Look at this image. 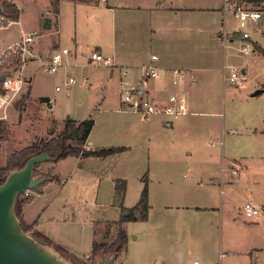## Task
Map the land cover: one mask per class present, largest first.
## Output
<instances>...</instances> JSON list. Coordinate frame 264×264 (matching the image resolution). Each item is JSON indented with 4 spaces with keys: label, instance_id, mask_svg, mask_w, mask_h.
<instances>
[{
    "label": "rangeland",
    "instance_id": "obj_1",
    "mask_svg": "<svg viewBox=\"0 0 264 264\" xmlns=\"http://www.w3.org/2000/svg\"><path fill=\"white\" fill-rule=\"evenodd\" d=\"M209 1L221 7L212 16L174 17L170 22L200 30L196 35L176 40L185 55H179L172 64L186 72L181 86L187 94L188 114L172 120L173 128L162 126L157 130V118L143 120L131 111L118 113V78L103 66L108 64L79 66L72 61L50 72L43 69L41 58H37L21 72L15 71L14 76L31 77V83L23 84L6 108V118L0 120L6 135L0 139V167L12 153L49 138L52 120L56 124L55 135L66 118L83 120L91 116L94 125L89 146L97 150L120 143L122 132L116 128L122 122L130 121L134 126L132 138H125L129 149L127 146L106 156H67L55 162L58 180L45 191V198L66 220L47 228L64 249L56 245L54 248L60 249L67 261L98 264L101 259L110 258L108 254L92 253L93 230L97 243L112 242L121 207L136 204L146 185V220L126 222L123 228L127 241L118 263L115 258L104 264H153L161 257L164 264H193L195 260L198 264H264V195L253 185L258 182L256 185L264 190V92L251 95L256 85L264 84V56L254 46L264 43V22L246 23L243 30L249 38L243 40L238 34L231 35L239 20L231 12L223 11L224 0ZM22 7L26 15L31 6ZM86 37L89 53L97 36L86 32ZM245 43L250 49L247 54L240 51ZM58 45L61 49L63 44ZM158 45L153 44L152 49L157 48L162 60L165 53ZM8 60L9 55L0 57V66ZM62 60L65 61L64 56ZM224 65L239 69L243 87L228 81L230 69H223ZM4 72L0 69V74ZM69 77L73 82L67 86ZM182 120L185 123L179 124ZM214 135L218 139L211 144ZM82 147L87 148L85 144ZM233 158L241 159L246 178L239 184L232 182L231 186L212 181L215 188L209 189L211 176L220 180L225 170L231 174L229 163ZM188 161L192 163L190 168L185 166ZM48 162L36 166V177L51 176ZM194 179L203 181V190L210 197L209 202L204 197L203 203L213 204L215 210L177 209L180 203L190 201L189 193L194 191L189 184ZM224 180L231 182L232 178L226 176ZM122 181L124 190L119 194L114 185L121 188ZM30 191L22 193V197L30 196ZM248 200L261 208L259 215L244 216L242 206ZM20 218L29 226L26 232L37 241L42 240L21 213ZM48 241L42 244L53 248Z\"/></svg>",
    "mask_w": 264,
    "mask_h": 264
},
{
    "label": "crops",
    "instance_id": "obj_2",
    "mask_svg": "<svg viewBox=\"0 0 264 264\" xmlns=\"http://www.w3.org/2000/svg\"><path fill=\"white\" fill-rule=\"evenodd\" d=\"M12 2L18 6L20 12L19 18L16 21H10L6 26H0V31H4L3 34L0 35V55L8 46L19 41L23 32L37 30L38 35L31 45L35 57L31 60L41 58L40 63L44 70H46L45 67L50 63L51 59L44 60L42 58L45 56L51 58V55L49 56L50 53L52 54L53 51L61 50L62 48H67L69 53L63 55L65 61L63 62L62 60V64L58 67L73 62L79 66L90 65V63L103 65V62L93 61L90 58L91 52L95 50L104 58H108V65L103 66L109 69L111 76L115 74L118 78V92L120 79L119 70L126 68L128 77L136 79L140 74L141 66L150 62L152 54L158 56V59L155 61V64L158 66L179 68L173 66L172 63L178 61L179 55L183 57L185 54H183L182 50L178 49L179 47L177 44L179 43L176 42V40H180L193 33L196 35L200 30L195 27H183L181 24L173 25L170 22L174 17L212 16L221 8L218 6L215 7V3H211L209 0H12ZM27 4L31 7L29 10V7L27 8L29 12L25 15L22 13V5L26 6ZM55 8L56 11H54ZM213 21H215V18ZM263 22L264 21L261 19L259 23ZM86 32H93L97 36V43H95L94 48L90 50L89 53L85 48V46H88ZM59 43L63 44L61 49H59ZM156 43L157 45L159 44V48L164 50L165 56H163L164 58L162 60L157 48L152 49L153 44ZM260 46H264V43L260 44ZM149 49H152V51L149 52ZM167 58L170 60H167ZM31 60L25 62L19 71L21 72ZM74 60L78 62L76 63ZM23 78L25 83L30 86L31 77L28 79L25 77ZM153 83L156 87L155 92L158 93V96L162 99L175 88L171 82V75L169 73L153 81ZM259 86L260 85H256L255 89L262 88ZM43 99L48 100L49 98L44 97ZM118 113L124 114L127 112L118 111ZM185 116H187V114L182 116V118ZM87 118L92 117L89 116ZM151 118H157V120H155L156 124L154 125L157 130L162 126L173 128V121L167 120L163 115H153ZM181 123H185V120L179 122V124ZM50 125L53 128L50 137L57 135H54L56 128L55 120H52ZM58 129V132H60L63 127H59ZM116 129L122 132L120 138L123 139H119L118 142L120 143L115 146L127 148L128 145L125 142L128 141H125V138L129 136L132 138V131L134 129L133 123L130 121L122 122ZM90 137L91 134H89L85 144V147H87L86 149L97 150L89 146L91 145ZM217 139L218 136H212L211 140L213 141L211 144L217 141ZM149 140L148 138V141ZM129 148L128 146V149ZM222 159L226 162V158L222 157ZM228 159L230 160V158ZM240 160L241 159L238 160L235 158L231 159L229 163L231 174L222 168L225 171L221 174L222 177H220V180L218 177H215V175L211 176V184L207 185L208 188H215L213 182L219 185H225L227 183V185L231 186L233 184L232 182L239 184L241 179L246 178L244 164ZM54 166L55 162L49 161L46 167L50 175H55L57 177L54 172ZM185 166L190 168L192 163L188 161L185 163ZM233 170L235 172H233ZM226 176L232 178L231 182H225L224 179ZM57 180L48 181L45 185L41 186L40 192L31 190V198H29V201L23 203L21 214L23 220L32 227V231H36L42 236V240L38 242L42 243L46 242V239L49 240L48 242L51 243L53 249L55 251L57 250L56 252L60 256L67 259V257L59 252L60 249L54 248V245H56L61 248V250L64 249L54 239L51 230L47 228L49 224L53 226L54 224L57 225L66 220L65 218H61V216L54 211L50 202L45 198L47 196L45 191L56 184ZM257 183L258 182H254L253 184L255 190H259L264 195V190L256 185ZM189 187L192 188L194 193H189L191 197V199H189L190 201L177 205V209L180 212L188 210H193V212L215 210L216 207L213 206V204L207 205L203 203L204 197H208V192L203 190V187H205L203 181L194 179L189 184ZM201 191H204V193L201 194ZM208 198L207 202L210 201V197ZM247 202H252L254 204L253 200H248ZM125 225L126 222L123 224V227ZM93 236V241H96L95 228L93 230ZM116 262L118 263V257L116 258ZM153 264H164V260L162 257L157 258Z\"/></svg>",
    "mask_w": 264,
    "mask_h": 264
},
{
    "label": "built area",
    "instance_id": "obj_3",
    "mask_svg": "<svg viewBox=\"0 0 264 264\" xmlns=\"http://www.w3.org/2000/svg\"><path fill=\"white\" fill-rule=\"evenodd\" d=\"M223 11L231 12L239 20V26H237L236 30H234L231 35L238 34L243 40L249 38V33L243 30V26L246 23H257L258 20L261 19L259 10L252 9L244 4H238L235 0H224ZM37 35V30L23 32L21 39L4 49L0 57H7L9 54H17L20 62L18 69H20L26 61L35 57L31 45ZM240 51L244 54L250 52L247 43L242 45ZM68 53L69 50L67 48L53 51L51 54V61L46 65L45 69L54 72L56 68L62 64L63 55ZM90 58L93 61H101L104 64H108L109 61L108 58H104L95 50L91 52ZM157 59L158 56L152 54L150 62L141 66L140 74L136 79L128 77L126 68L119 70V111H131L136 113L143 120L153 115H163L167 120H175L188 114L187 94L181 86V79L186 73L185 70L182 68H165L158 66L155 64ZM224 68L230 69L227 76L230 83L238 84L240 87L244 86V79L236 66H223V69ZM14 73L15 71L11 74H7L0 82L3 90L2 92L0 91V120L6 118V108L12 103L25 83L24 78L21 76H14ZM167 73L171 75V82L175 88L162 99L158 96V93L155 92L156 87L153 81L166 76ZM71 82H73V79L69 77L65 84L69 86ZM233 172L235 171L233 170ZM27 192L28 190L24 193ZM242 212L246 218H252L261 213V208L252 202H245L242 206ZM193 264H198V261H193Z\"/></svg>",
    "mask_w": 264,
    "mask_h": 264
},
{
    "label": "trees",
    "instance_id": "obj_4",
    "mask_svg": "<svg viewBox=\"0 0 264 264\" xmlns=\"http://www.w3.org/2000/svg\"><path fill=\"white\" fill-rule=\"evenodd\" d=\"M238 4H244L245 6L250 5L260 11L261 19L264 21V0H235ZM0 5L2 10L0 12V22L1 26L7 25L10 21H16L19 18V9L15 6L12 0H0ZM56 11V8L55 10ZM255 48L264 56V46H260L258 44L254 45ZM7 62V61H6ZM20 66L19 57L17 54H9L8 63L5 66H0L1 71H5L7 74H11L16 71ZM6 74V75H7ZM1 82V81H0ZM264 88V84L262 86ZM0 91L2 92V87L0 84ZM94 125V119L87 118L83 120H75L73 118H66L64 120L63 129L55 136L49 138H41L37 142L32 143L18 151L12 153L8 158L6 164L0 167V183L4 181L7 174L14 170L22 167L30 156L40 153L46 152L50 156H53L54 159L52 162H56L61 158H65L67 156H76V157H86L90 155L96 156H106L116 151L122 149V147H109L103 148L100 150H90L84 149L82 146L86 144L88 140V136L90 131ZM5 129L1 126L0 122V139H5ZM37 166V165H36ZM35 166V168H36ZM34 168V176L36 174V169ZM46 180L40 184V187L45 185L48 181L57 180L55 175H45ZM116 192L120 194L124 190V181H122V186L119 188L115 185ZM119 196V195H118ZM29 201V197H22V194H18L15 203V214L17 218H19V222L26 232L29 226L25 225L21 218V208L23 203ZM148 196H147V186L144 185L140 198L131 207L122 206L120 211V218L117 221L118 230L116 233L115 239L108 243H97L93 241L91 251L94 255L98 253L108 254L110 257L115 256L117 258L126 244L127 241V233L123 228V224L128 221H137V220H146L148 214Z\"/></svg>",
    "mask_w": 264,
    "mask_h": 264
},
{
    "label": "water",
    "instance_id": "obj_5",
    "mask_svg": "<svg viewBox=\"0 0 264 264\" xmlns=\"http://www.w3.org/2000/svg\"><path fill=\"white\" fill-rule=\"evenodd\" d=\"M258 21L261 22V19ZM6 74H0V81ZM263 92L264 88H257L251 95L257 96ZM53 159L46 152L34 154L27 158L22 167L10 171L0 183V264H63L59 257L42 250V243L23 230L14 210L18 194L27 190L41 191L40 184L46 180V176H34L35 166ZM262 224L264 226V220ZM113 260L115 256L101 259L98 264Z\"/></svg>",
    "mask_w": 264,
    "mask_h": 264
},
{
    "label": "bare ground",
    "instance_id": "obj_6",
    "mask_svg": "<svg viewBox=\"0 0 264 264\" xmlns=\"http://www.w3.org/2000/svg\"><path fill=\"white\" fill-rule=\"evenodd\" d=\"M41 249L44 250L45 252H47L48 254H52V255H54V256L59 257V258H60L59 260H60L61 262H63V264H73V263L67 261L66 259H64V258H62V257H60V256H58L57 253L54 251V249H52L51 247H49V246H47V245L41 244Z\"/></svg>",
    "mask_w": 264,
    "mask_h": 264
}]
</instances>
